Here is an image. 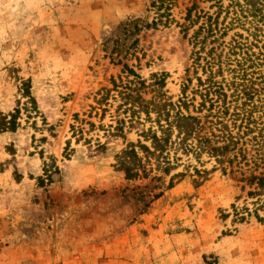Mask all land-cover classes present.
I'll list each match as a JSON object with an SVG mask.
<instances>
[{"label": "rangeland", "instance_id": "1", "mask_svg": "<svg viewBox=\"0 0 264 264\" xmlns=\"http://www.w3.org/2000/svg\"><path fill=\"white\" fill-rule=\"evenodd\" d=\"M232 1L0 0V118L20 109L15 131L0 133V264H264V191L251 196L248 182L264 176L257 131L223 165L185 153L174 133L146 175L129 180L117 166L128 146L144 156L141 132L153 123L129 121L113 82L157 76L164 99L197 107L200 26L221 8L217 42L201 51L220 56L218 82L231 81L237 35L253 42L240 28L221 35ZM23 82L34 100L27 111ZM182 112L197 115L191 105Z\"/></svg>", "mask_w": 264, "mask_h": 264}, {"label": "trees", "instance_id": "2", "mask_svg": "<svg viewBox=\"0 0 264 264\" xmlns=\"http://www.w3.org/2000/svg\"><path fill=\"white\" fill-rule=\"evenodd\" d=\"M220 13L221 8L215 17L216 21ZM226 16H230V22L223 28L221 35H224L228 29L240 28L245 30L253 42L250 43L248 38L243 39L237 35L238 40H233L229 46L227 58L235 67L231 71L233 74L231 81L218 82L216 78L222 73L223 65L220 56L215 55L214 48H211L204 57L201 56L203 45L208 38L213 39L212 43L217 42V22L211 23V18H208L205 24L200 26L194 35L195 45L201 46L195 53L194 62L195 65L199 60L204 62L199 67L206 79L197 80L198 89L195 93L201 100L197 107L193 105V99L188 100L185 96L177 103L164 99V95L159 93V88L164 85V79L158 80L157 76L152 77L149 85L135 75L134 80H127L126 84L120 83L121 86L113 82L115 96L112 99L120 102L118 108L119 110L124 108L123 114L130 113L129 121L136 116L138 118L144 115L146 121L153 123L147 131L141 132L142 137L150 142V147L139 145L144 155L142 158L133 146H128L118 157V170L127 179L138 178L140 172L146 175L147 166H152V160L156 161L159 167L161 165L159 160L170 149L171 137L174 133L180 142L177 143L178 146L184 147L185 153L195 155L206 153L219 165L225 163L228 153H235L238 150V145L248 134L257 131V135L252 140L256 141L258 138L264 140V123H257L253 118L254 113L262 112L263 116L260 118L264 119V100L261 101L259 98L264 92V44L259 48V53L252 52V49L258 47L264 39V0H233L226 9ZM201 32H205L206 36L199 40L198 36ZM231 57L236 59L232 61ZM29 91L28 84L23 82L21 96L26 99L25 111L28 110V105L31 108L32 105L34 106ZM110 92L108 90L104 93L100 92V99L96 103L102 112H105L102 107L107 104ZM255 99H258L259 105L255 104ZM190 105L197 115L192 116L182 112L183 108L187 109ZM19 115L20 109L17 108L15 114L2 116L0 133H13ZM152 115L154 118L151 117ZM121 123L118 122L120 126L114 128L116 134L120 131ZM81 133L79 130V134ZM108 135L114 136L112 131L108 132ZM187 141L191 143L188 144ZM166 167L165 172L170 170L169 164ZM248 182L251 187L255 186L250 195L261 196L259 192L264 191V176L262 178L251 176ZM258 204L260 208H264V200L259 199Z\"/></svg>", "mask_w": 264, "mask_h": 264}]
</instances>
